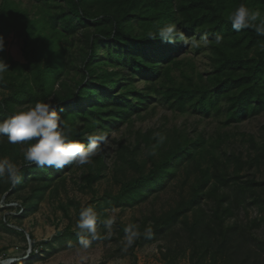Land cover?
<instances>
[{"label":"rangeland","instance_id":"obj_1","mask_svg":"<svg viewBox=\"0 0 264 264\" xmlns=\"http://www.w3.org/2000/svg\"><path fill=\"white\" fill-rule=\"evenodd\" d=\"M5 1L0 0V6ZM8 1L25 10L28 18H39L42 11H47L42 2ZM49 9L56 11L58 8L50 6ZM4 43L7 58L12 62L25 63L20 37L8 33ZM52 46L59 53L63 69L56 84L81 82L85 73L80 55L86 48L79 32L55 36ZM98 49L103 52L102 47ZM211 56L208 47L199 50L188 47L181 57L188 59L193 69L185 72L202 73L206 77L213 70ZM93 62H97V57ZM108 69L122 70L120 66ZM23 73L18 76L8 71L5 75L12 74L17 77V82H26L37 94L31 72ZM172 76L177 82H184L178 69L172 71ZM136 81L137 88L144 87L142 80ZM7 93V89L0 88V101ZM35 103L22 108L27 110V106L34 107ZM224 122V115L204 118L192 115L190 111L179 114L168 109L155 95L143 110L108 131L109 143L103 146L104 150L93 158L92 163L82 167L72 165L69 171L53 176L46 185L41 182L46 187L40 192H34L40 182L31 181L17 194L8 195L10 192L6 188L10 182L6 176L0 179V207L6 199L19 204L20 200L16 198L32 196V206L21 220L9 217L8 226H4L2 221L8 215L13 216L14 211H0V262L7 259L13 260L12 264H213L215 257V264H264V109L239 123L226 125ZM82 127V122L76 125L78 130ZM157 133L166 137L163 143L158 142ZM199 134L203 135L204 144L193 151L192 158L178 164L172 176L151 195L133 200L121 198L125 196V189L135 179L146 175L151 167L146 136L153 143L155 155L152 157L158 160L178 137L195 140ZM23 147L9 144L5 137L0 140V158L7 157L20 168L26 163ZM230 153H235L237 159H226ZM100 157L103 166L98 162ZM205 168L210 173L216 170L218 180L227 179L229 186L217 185L214 190V179L210 178L202 189L201 200L193 210H186L193 187L202 183ZM248 181L255 184H246ZM218 202L221 209H229L223 233L216 225L213 231L200 232L197 229L193 232L192 226L200 218L204 223L208 220L217 223L214 212ZM87 206H93L98 213V238L92 240L85 236L91 243L84 250L79 248L76 222L81 208ZM171 215L177 216L174 223L161 232L155 229ZM109 217L115 218L110 237L104 226ZM129 224L137 225L141 235L132 247L125 250L124 229ZM146 228L152 230L150 237L145 234ZM227 229L236 232L233 236L236 248L247 240L244 251H236V255L230 254L232 250L228 252L222 244L223 235L232 234ZM37 248L40 253L42 248L45 249L44 253L31 258V253Z\"/></svg>","mask_w":264,"mask_h":264},{"label":"trees","instance_id":"obj_2","mask_svg":"<svg viewBox=\"0 0 264 264\" xmlns=\"http://www.w3.org/2000/svg\"><path fill=\"white\" fill-rule=\"evenodd\" d=\"M34 1L42 2L47 7V11H42L39 18H28L25 10L19 9L8 0L0 6V36L4 38V42L6 34L11 32L20 37L26 61L12 62L5 55V47L0 52V60L9 65L12 74L19 76L30 71L34 86L38 90L35 94L26 82H17V77L4 73L0 88L7 89L8 93L0 101V120L23 110V105L37 101L51 103L74 129L76 135L73 139L87 144V135L108 133L120 122L128 121L132 115L143 110L155 99V95L159 96L168 109L179 114L190 111L192 115L204 118L224 115L226 125L239 123L264 109V48L260 46L264 43V37L258 36L251 29L237 33L232 30L227 19L241 3L251 10L259 9L264 16V0ZM50 6L58 9L52 11ZM169 23L177 24L188 37L196 35L198 39L203 32L210 34V41H214L216 34L224 37L222 44L216 45L213 42L208 46L211 49L210 61L213 70L206 77L202 73L185 72L193 69L190 61L181 57L188 47L181 43L169 44L148 38L149 32H156L159 27ZM78 32L86 48L80 55L82 71L85 74L81 82L74 85L63 82L56 84L63 69L61 61L59 62V53L52 46L54 38ZM98 47H102L105 54L99 52ZM95 57L96 63L93 62ZM116 66H120L122 70L108 69ZM176 69L184 82H177L172 76V71ZM139 79L144 85L141 89L135 85ZM81 122L82 129H76V125ZM146 138L147 148L152 152L153 143L149 140L150 137ZM178 138L158 160H154L151 155L152 163L147 174L135 179L125 189L122 199H142L147 194L146 197L151 195L172 176L178 164L192 158L193 151L204 144L202 134L195 140L185 136ZM226 159L237 157L235 153H230L226 155ZM98 162L100 166L104 165L101 157ZM71 167L72 165H65L62 169H41L35 165L28 166L27 162L23 163L19 168L22 181L17 185L9 183L6 188L10 192L8 195L17 194L31 181L40 182L34 191L40 192L53 176H61ZM204 170L202 183L193 187L186 210H193V206L198 204L203 196L202 189L210 178L214 179V190L218 188L217 185L229 186L230 181L227 179L218 180L216 170L211 173L207 168ZM246 184L255 183L248 181ZM31 198L32 196L16 198L20 200L17 213L21 208L22 211L18 215L11 214L4 218V226H8L9 217L21 220L27 216L28 209L32 206ZM9 202V199L5 200V203ZM10 209L12 208L0 207V211ZM228 210L221 209L218 202L214 212L217 223L209 220L204 223L200 218L194 222L193 232L197 229L200 232L213 231L216 225L223 233ZM176 218V215L169 216L162 225H156L155 229L163 231ZM227 230L232 234L223 235L222 244L227 247L228 252L232 250L230 254L236 255V251H244L247 240L236 248L233 245L236 232ZM29 237L33 239L32 236ZM44 251L42 248L40 253L37 248L36 252L31 253V258ZM214 261L215 257L212 259L213 264Z\"/></svg>","mask_w":264,"mask_h":264},{"label":"clouds","instance_id":"obj_3","mask_svg":"<svg viewBox=\"0 0 264 264\" xmlns=\"http://www.w3.org/2000/svg\"><path fill=\"white\" fill-rule=\"evenodd\" d=\"M232 30L239 33L245 29L254 30L255 33L264 37V16L259 9L251 10L241 3L233 12L228 15ZM209 33L203 32L188 37L175 23L165 24L159 27L156 32H149L148 38L159 39L164 43H181L186 47L200 48L208 47L210 43L222 44L224 37L215 35L214 41L209 40ZM264 48V43L260 45ZM4 38L0 36V52L4 51ZM9 71V65L0 60V80L3 74ZM76 135L74 129L59 115L56 107L51 103L37 101L35 106H27V110L17 111L5 120H0V140L7 138L9 144L23 145L22 154L28 166L35 165L38 168L62 169L65 165L85 166L92 163L93 158L100 155L104 150L103 146L109 143V134L87 135V144L73 139ZM158 142L163 143L165 136L157 133ZM149 155H155L152 151ZM7 177L12 185L20 184L22 175L16 164L7 157L0 158V179ZM98 213L93 206L82 207L79 211V218L76 228L79 230L78 244L80 249H88L91 241L98 238L97 235ZM115 223V218L109 217L104 221L107 235L111 236V231ZM126 234V246L132 247L135 240L141 235L138 226L129 224L124 229ZM151 228L145 229V234L150 237Z\"/></svg>","mask_w":264,"mask_h":264},{"label":"built area","instance_id":"obj_4","mask_svg":"<svg viewBox=\"0 0 264 264\" xmlns=\"http://www.w3.org/2000/svg\"><path fill=\"white\" fill-rule=\"evenodd\" d=\"M4 204V205H3ZM1 207L6 208V207H10L12 209V211H14V215H18L19 211H22V208L19 209L18 213H17V209L20 208V205L17 202H9V203H5V201L1 202ZM12 213V212H11Z\"/></svg>","mask_w":264,"mask_h":264},{"label":"bare ground","instance_id":"obj_5","mask_svg":"<svg viewBox=\"0 0 264 264\" xmlns=\"http://www.w3.org/2000/svg\"><path fill=\"white\" fill-rule=\"evenodd\" d=\"M13 260H3L0 262V264H12Z\"/></svg>","mask_w":264,"mask_h":264}]
</instances>
